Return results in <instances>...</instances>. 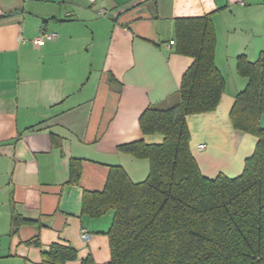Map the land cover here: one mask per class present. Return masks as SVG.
Wrapping results in <instances>:
<instances>
[{
  "label": "crops",
  "instance_id": "0c3cea01",
  "mask_svg": "<svg viewBox=\"0 0 264 264\" xmlns=\"http://www.w3.org/2000/svg\"><path fill=\"white\" fill-rule=\"evenodd\" d=\"M209 14L225 92L215 111L187 117L190 149L204 176L235 178L257 144L230 119L248 84L237 59L264 52V0H0V264H42L55 242L77 251L67 264H111L112 214L83 215V194L102 191L111 166L146 180L149 162L118 148L162 144L140 118L173 101L194 63L170 45L176 20ZM42 32L58 37L36 46ZM15 215L29 221L16 233Z\"/></svg>",
  "mask_w": 264,
  "mask_h": 264
},
{
  "label": "trees",
  "instance_id": "16d2710c",
  "mask_svg": "<svg viewBox=\"0 0 264 264\" xmlns=\"http://www.w3.org/2000/svg\"><path fill=\"white\" fill-rule=\"evenodd\" d=\"M174 49L194 63L173 101L150 106L140 118L143 134L162 135V144L140 140L118 148L147 160L148 177L137 183L121 166H111L102 191L84 192L82 214H112L111 264H264V52L255 63L238 57L237 72L248 84L230 113L236 130L256 137L255 151L241 175L211 179L192 154L187 124L190 115L215 111L225 92L211 15L177 19ZM82 169L81 161L71 162V185H79ZM28 222L15 215L14 232ZM76 259L77 251L64 243L42 252V264Z\"/></svg>",
  "mask_w": 264,
  "mask_h": 264
},
{
  "label": "built area",
  "instance_id": "2783aa9c",
  "mask_svg": "<svg viewBox=\"0 0 264 264\" xmlns=\"http://www.w3.org/2000/svg\"><path fill=\"white\" fill-rule=\"evenodd\" d=\"M57 37H58V34H56V33L42 32V34L34 40V44L36 46L41 47V46L45 45V43L47 41H53ZM170 45H174V41H171L170 42ZM204 147H205L204 145H200L199 146L200 149H203ZM81 238L83 239V241L89 242L90 239H91V236L88 233V231L82 230V232H81Z\"/></svg>",
  "mask_w": 264,
  "mask_h": 264
}]
</instances>
